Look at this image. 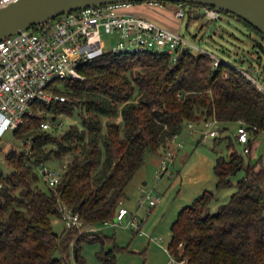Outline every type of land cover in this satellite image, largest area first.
I'll return each instance as SVG.
<instances>
[{
	"label": "trees",
	"instance_id": "trees-1",
	"mask_svg": "<svg viewBox=\"0 0 264 264\" xmlns=\"http://www.w3.org/2000/svg\"><path fill=\"white\" fill-rule=\"evenodd\" d=\"M182 3L190 6L189 19L200 15L193 8L200 5ZM223 12L264 41L252 24ZM257 45L264 51L261 41ZM246 68L263 75L252 62ZM79 69L84 78L54 85L65 101L37 103L35 115L26 116L13 131L28 147L6 156L13 171L0 189V264H85L83 243L104 244L111 238L82 228L94 230L115 219L147 151H175L182 144L175 146L174 140L189 123L193 128L213 118L219 133L244 122L251 148L248 153L237 148V129L234 138L228 136L232 151L218 155L214 164L217 189L232 186L239 171L245 174L216 212L210 211L213 191L183 207L171 225L168 250L181 264H264V162L252 156L254 142L264 132V92L230 62L222 60L215 67L211 55L192 49L176 63L164 52H106ZM61 116H77L80 123L62 130V122L56 121ZM48 120L53 124L44 128ZM55 158L60 171L48 163ZM41 162L61 174L56 186L43 181L37 169ZM60 201L80 215L82 228L55 231L53 217L62 218ZM115 249L126 248L115 245L97 252L101 264H116Z\"/></svg>",
	"mask_w": 264,
	"mask_h": 264
},
{
	"label": "rangeland",
	"instance_id": "rangeland-1",
	"mask_svg": "<svg viewBox=\"0 0 264 264\" xmlns=\"http://www.w3.org/2000/svg\"><path fill=\"white\" fill-rule=\"evenodd\" d=\"M186 7L188 12L190 6ZM193 8L201 13L205 9L202 5ZM221 16L220 19L211 21L206 15L189 19L187 14L181 20L180 32L195 46L207 49L239 68H246L252 62L264 75V51L257 45L260 41L264 45V41L233 16L224 12ZM102 40L104 46L110 48L117 38L116 35L103 31ZM192 51L197 52L194 48ZM242 59L244 62L240 61ZM56 121L62 122V130L71 123H80L77 116H61ZM119 121L122 122V118ZM206 129L203 124L193 128L186 126L174 140L175 146L179 142L182 146L174 151V156L167 158L165 164L162 163L165 152L160 155L147 151L145 163L127 185L124 197V205L141 221L142 228L131 226L129 217L121 223L107 222L94 230L83 227V231L100 230L111 238L104 244L83 243L82 255L86 260L85 264H101L97 252L114 248L115 245L126 248L115 249L116 264H181L168 250L171 225L179 211L193 203L205 191H213L215 198L210 205V211L216 212L222 203L229 201L236 190L237 182L245 174L244 169L239 171L232 178V186L217 189L214 164L218 155H228L232 151L228 147V136L235 137L236 125H230L229 130L219 133V140L215 136L204 139L203 132ZM0 146V169L4 175H8L13 171L6 157L8 152L14 149L25 152L28 146L18 140L11 129L1 137ZM236 146L242 151L240 144ZM252 156L255 160L262 157L264 162V132L256 138ZM48 163L59 171L62 169L61 162L56 158ZM41 187L46 188V185L41 183ZM151 198L158 199L152 207L149 206ZM53 225L57 233H61L66 227L64 219L57 216L53 217ZM72 263L76 264L75 260Z\"/></svg>",
	"mask_w": 264,
	"mask_h": 264
},
{
	"label": "built area",
	"instance_id": "built-area-1",
	"mask_svg": "<svg viewBox=\"0 0 264 264\" xmlns=\"http://www.w3.org/2000/svg\"><path fill=\"white\" fill-rule=\"evenodd\" d=\"M16 1L0 0V8ZM149 2L158 4L154 0ZM130 4L113 3L70 11L38 24L36 29H23L0 40V139L9 129H18L26 116H34L37 103L65 101L66 96L56 93L54 85L68 78H84L80 65L106 52H164L170 54L172 61L176 63L186 49L194 48L211 55L215 67L221 63L222 59L215 53L195 46L180 31L172 30L141 14L120 11ZM176 6L175 15L182 20L187 16V9L182 2L176 3ZM204 15L215 21L222 17V11L216 7H205ZM103 31L116 35L117 40L110 48L103 44ZM231 65L242 72L258 90L264 92L262 74ZM217 123L218 120L213 118L204 124L207 127L203 132L204 139L219 134ZM52 124L53 121L48 120L42 126L49 128ZM189 126L192 127L193 123H189ZM237 133L238 142L243 151L248 153L251 148L244 122L239 123ZM174 154V151H168L162 163L165 164L167 158ZM37 169L47 185L53 187L60 181L61 174L48 164L41 162ZM4 177L0 169V189L4 186ZM157 200L151 198L149 206L155 205ZM59 210L67 227L82 228L83 220L80 215L63 201L59 202ZM127 217L130 218L131 226L142 228L141 221L129 211L124 201H121L115 219L107 222L121 223Z\"/></svg>",
	"mask_w": 264,
	"mask_h": 264
},
{
	"label": "water",
	"instance_id": "water-1",
	"mask_svg": "<svg viewBox=\"0 0 264 264\" xmlns=\"http://www.w3.org/2000/svg\"><path fill=\"white\" fill-rule=\"evenodd\" d=\"M152 0H17L0 8V40L64 13L113 3ZM216 7L243 18L264 34V0H164ZM204 15V13H203Z\"/></svg>",
	"mask_w": 264,
	"mask_h": 264
},
{
	"label": "crops",
	"instance_id": "crops-1",
	"mask_svg": "<svg viewBox=\"0 0 264 264\" xmlns=\"http://www.w3.org/2000/svg\"><path fill=\"white\" fill-rule=\"evenodd\" d=\"M176 3H158V4H151L149 1L145 2H138V3H131L128 6H124L121 8V12L123 13H135L141 14L143 16L152 18L159 23L167 26L168 28L180 31L181 27V20L176 17ZM204 11L196 12V14L203 15ZM199 15V16H200ZM236 125V129L238 127V123Z\"/></svg>",
	"mask_w": 264,
	"mask_h": 264
}]
</instances>
